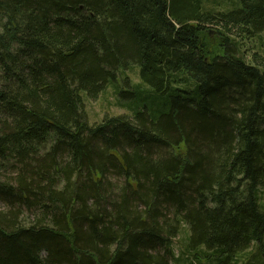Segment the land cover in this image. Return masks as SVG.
Listing matches in <instances>:
<instances>
[{"label": "trees", "instance_id": "16d2710c", "mask_svg": "<svg viewBox=\"0 0 264 264\" xmlns=\"http://www.w3.org/2000/svg\"><path fill=\"white\" fill-rule=\"evenodd\" d=\"M263 31L264 0H0V264H264ZM107 86L130 113L90 123Z\"/></svg>", "mask_w": 264, "mask_h": 264}, {"label": "rangeland", "instance_id": "374dc122", "mask_svg": "<svg viewBox=\"0 0 264 264\" xmlns=\"http://www.w3.org/2000/svg\"><path fill=\"white\" fill-rule=\"evenodd\" d=\"M255 42L262 41L264 44V31L259 34V37L254 39ZM137 69L131 66L125 72L130 77L133 82H138ZM127 101L121 99L115 89L112 86H107L103 93H100L96 99H88L85 102L84 108L87 113V117L90 123L99 121L105 114L108 115H119V114H129L130 110L127 107ZM1 206V205H0ZM181 237V236H180ZM182 238H178L174 241L176 246L179 248L183 242L180 243ZM241 259V257H240ZM240 261L239 264H242Z\"/></svg>", "mask_w": 264, "mask_h": 264}]
</instances>
